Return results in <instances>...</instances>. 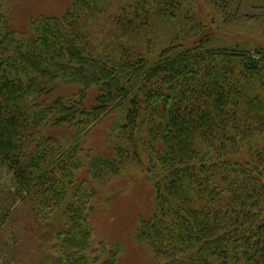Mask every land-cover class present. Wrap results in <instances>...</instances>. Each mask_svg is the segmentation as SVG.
<instances>
[{"label":"trees","instance_id":"1","mask_svg":"<svg viewBox=\"0 0 264 264\" xmlns=\"http://www.w3.org/2000/svg\"><path fill=\"white\" fill-rule=\"evenodd\" d=\"M203 1L72 0L19 31L0 0V168L14 181L0 225L2 202L30 198L62 212L56 264H120V244L95 239L91 180L145 160L155 206L135 240L156 264H264V42H223L228 4ZM115 110L113 154L84 152Z\"/></svg>","mask_w":264,"mask_h":264},{"label":"rangeland","instance_id":"2","mask_svg":"<svg viewBox=\"0 0 264 264\" xmlns=\"http://www.w3.org/2000/svg\"><path fill=\"white\" fill-rule=\"evenodd\" d=\"M213 1L219 7V2L225 1L228 4V16L234 19L230 21L232 25L221 24L216 29V32H220L218 37L223 42L226 41L228 44L235 42L237 37H242L244 41H250L248 39L253 37L264 42L263 8L252 7L253 0H245L246 5L240 9L237 7L239 0ZM195 2V7L202 5L201 8L205 9L203 0ZM71 3L72 0H4V7L11 25L19 31H25L32 17L60 16ZM199 11L200 7L197 15L204 19ZM246 14L255 15L257 18L246 17ZM206 21L209 22V18H206ZM254 28H259V32H253ZM160 32L168 33L164 30ZM161 36V33L155 34L156 48L166 44L165 41L161 43ZM120 116L121 110H115L92 127L81 144L84 152L89 150L93 154L105 153L111 156L113 151L109 134L111 126L120 119ZM51 132L58 136L61 133L69 134L66 127L58 130L55 128ZM82 160L84 163L88 162L85 153L82 154ZM145 165V160L142 163L137 159H131L118 176L100 181L91 180L86 167L78 171L79 177L89 178L96 187L97 194L93 201L92 213L95 239L120 244V264H156L151 251L135 240L140 220L150 217L155 206V187L148 179ZM13 184L12 173L5 167L0 168V196L6 198L11 193L8 199H12ZM2 204L5 212L12 208L0 225V264H56L50 238L61 227L62 212L42 217L38 210L34 209L35 203L30 198L18 201L15 205H10L9 202Z\"/></svg>","mask_w":264,"mask_h":264}]
</instances>
